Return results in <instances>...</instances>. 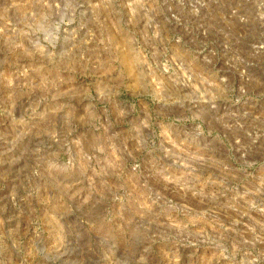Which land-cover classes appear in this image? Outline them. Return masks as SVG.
I'll list each match as a JSON object with an SVG mask.
<instances>
[{
	"label": "rangeland",
	"instance_id": "rangeland-1",
	"mask_svg": "<svg viewBox=\"0 0 264 264\" xmlns=\"http://www.w3.org/2000/svg\"><path fill=\"white\" fill-rule=\"evenodd\" d=\"M0 264H264V0H0Z\"/></svg>",
	"mask_w": 264,
	"mask_h": 264
}]
</instances>
